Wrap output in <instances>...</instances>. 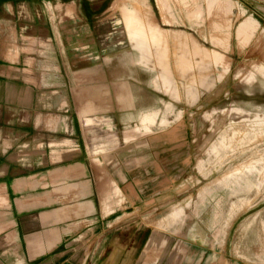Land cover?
Listing matches in <instances>:
<instances>
[{
	"label": "rangeland",
	"instance_id": "obj_1",
	"mask_svg": "<svg viewBox=\"0 0 264 264\" xmlns=\"http://www.w3.org/2000/svg\"><path fill=\"white\" fill-rule=\"evenodd\" d=\"M104 17L79 108L65 74L64 115L124 213L114 238L146 231L130 264H264V0H114ZM58 138L49 150L74 136ZM129 171L160 176L135 212L116 183Z\"/></svg>",
	"mask_w": 264,
	"mask_h": 264
},
{
	"label": "crops",
	"instance_id": "obj_2",
	"mask_svg": "<svg viewBox=\"0 0 264 264\" xmlns=\"http://www.w3.org/2000/svg\"><path fill=\"white\" fill-rule=\"evenodd\" d=\"M113 1L0 0V264H130L144 242L145 229L114 238L124 213L76 143L78 117L64 115L65 74L79 108L81 56L102 53L97 24ZM66 127L73 143L49 150ZM142 178L129 171L116 180L125 210L159 195L160 176Z\"/></svg>",
	"mask_w": 264,
	"mask_h": 264
}]
</instances>
